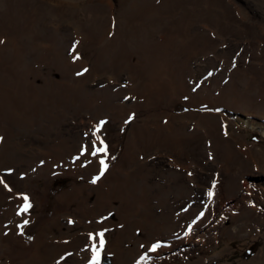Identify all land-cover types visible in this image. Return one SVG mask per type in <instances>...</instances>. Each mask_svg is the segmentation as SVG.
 <instances>
[{"label": "rangeland", "instance_id": "obj_1", "mask_svg": "<svg viewBox=\"0 0 264 264\" xmlns=\"http://www.w3.org/2000/svg\"><path fill=\"white\" fill-rule=\"evenodd\" d=\"M0 6V101L8 91L10 106L0 102V179L12 189L0 185V264H84L86 233L105 229L101 264H136L137 241L146 244L144 256L161 243L141 264H264V0ZM126 23L140 33L127 49ZM148 43L162 44L145 52ZM13 56L27 69L16 90L15 72L6 73ZM58 84L63 98L50 87ZM101 120L108 170L92 184L98 161L80 149ZM59 179L72 182L55 192ZM21 195L32 207L17 215ZM124 198L146 207L118 223ZM133 221L144 226L129 244ZM35 238L37 251L27 250ZM63 238L69 243H58Z\"/></svg>", "mask_w": 264, "mask_h": 264}, {"label": "bare ground", "instance_id": "obj_2", "mask_svg": "<svg viewBox=\"0 0 264 264\" xmlns=\"http://www.w3.org/2000/svg\"><path fill=\"white\" fill-rule=\"evenodd\" d=\"M1 1V0H0ZM4 3H5V1H3ZM139 2H140V0H139ZM141 2H143L144 3V1H141ZM180 3V2H179ZM34 4V3H33ZM150 4V3H149ZM2 6V5H1ZM0 6V7H1ZM134 6H136V4L134 5ZM142 6V9H143V4L141 5ZM10 7V6H9ZM133 7V6H132ZM137 7H139V6H137ZM147 7H149V6H147ZM171 7V6H170ZM141 9V10H142ZM133 10H135V9H133ZM9 12V11H8ZM137 12V11H136ZM9 14V13H8ZM135 14V13H134ZM137 16H138V13H137ZM134 17H136V15L134 16ZM7 23V22H6ZM1 24V23H0ZM69 24V23H68ZM131 23H126V25H124L125 26V29H124V31H123V27H122V29L120 30V35L122 36H124L125 38V40H127V41H129L130 42V44H129V46L128 45H126V49L128 48V47H130V46H132L133 45V43H134V41L135 40H137V38H139L140 37V33L138 32V30L137 29H135V28H131ZM108 27H109V24H108ZM110 28V27H109ZM108 28V29H109ZM107 29V30H108ZM114 29V28H113ZM109 32V31H108ZM107 32V33H108ZM106 33V32H105ZM104 33V34H105ZM110 33V32H109ZM104 36V35H103ZM132 39H134V40H132ZM141 41V40H140ZM144 44V43H143ZM162 44V43H161ZM161 44H159V43H157V44H145V45H141L142 47H143V49H144V51L145 52H149V51H153V50H158V48L161 46ZM134 46V45H133ZM127 52V51H126ZM93 53V52H92ZM143 54V53H142ZM154 57V56H153ZM147 59L145 58V61H146ZM63 61H65V60H63ZM36 62V61H35ZM63 63V62H62ZM64 64V63H63ZM24 67V65H23V63L22 62H19V59H17L15 56H13V64H12V66H11V68L10 69H8L9 71H6V73L8 72V73H11V72H15V74H16V79H15V82H12V86H10L13 90H16V89H20V85H21V82H22V76H23V74H25V71L27 70L25 67H24V69H25V71L24 70H22V68ZM152 69V68H151ZM149 71V70H148ZM147 71V72H148ZM152 71V70H151ZM149 73V72H148ZM154 73V72H153ZM159 73V72H158ZM67 75V74H66ZM65 75V76H66ZM6 77H8L7 75H5ZM69 76V75H68ZM2 81V80H1ZM157 84V83H156ZM1 85H3V83L1 84ZM59 85V84H58ZM45 87H47V85H45ZM50 87L52 88V89H54L55 90V92H56V95H59V94H62V97L61 98H63V95H64V91H63V89L61 88V85H59V87L57 86H53V85H50ZM68 87V86H67ZM22 88V87H21ZM3 89V88H2ZM4 90L6 91V90H8V89H6V88H4ZM25 90V88L22 90V91H24ZM69 91H72V89H70ZM8 93V91H6V93H4V94H2V96H1V98H2V101H0L1 102V107H4V108H10V106L8 105V100L7 99H9V98H7L8 96H9V94H7ZM27 97V96H26ZM39 97H40V99H42V96H40L39 95ZM7 98V99H6ZM7 106V107H6ZM14 119H16V118H14ZM173 163V162H172ZM127 175V174H126ZM124 182H125V191H126V194H127V192H128V188H129V186H131V181H130V179H129V175L128 176H126L125 177V180H124ZM120 187V189L121 190H123V186H119ZM134 191V190H133ZM130 192H132V191H130ZM136 192V195L137 196H139L138 194H137V191H135ZM146 190L145 191H142L141 192V196L142 195H145L146 194ZM134 193V192H133ZM135 196V194H131V193H129L128 192V196ZM121 196V195H120ZM131 200H127L126 198H124V200H118V202H122L123 203V205H124V212H122V214H123V217L120 219L121 221H119L118 223H123V219H129L130 221H131V219L130 218H134L135 216H137V215H140L141 213H142V211H143V208H145L146 206H143V204H142V202L139 200L140 198H130ZM243 201V200H242ZM211 203V202H210ZM210 203L209 204H206L207 206H206V208H208L209 207V205H210ZM251 207V206H250ZM253 208V207H252ZM252 210H254V209H252ZM145 211H146V209H145ZM256 211V210H255ZM144 212V211H143ZM206 216V215H205ZM139 217V216H138ZM55 219H53V220H51L50 222H51V225H52V227H54L53 228V231H56V233H59V232H61V230H60V228H59V226L58 225H55V223H56V221H54ZM178 220L179 221H181L182 222V224L180 225L181 227L180 228H183V221H185L184 220V218H178ZM141 221H142V224L144 223V221L141 219ZM135 221H133L132 222V224H128V223H126V225H127V227H126V230H127V228H128V226L129 227H131V225H132V232H131V235H127L128 233H129V231H127L126 232V230H125V233H126V235H124V236H126V239H125V241L127 242V243H129V244H132V243H135L136 242V238H135V233L137 234L138 232H136V231H141L142 230V228H143V226L144 225H141V224H139V225H137V223H139V222H137L136 223V225L135 224H133ZM117 223V222H116ZM4 224V228H10V226L12 225V221L10 222L9 220L7 221V222H5V223H3ZM57 224V223H56ZM115 224V223H114ZM125 224V223H124ZM124 224H123V226H124ZM163 224H164V222H160L159 224H157V227H159V228H162V227H164L163 226ZM125 225V226H126ZM147 225L149 226V224H148V222H147ZM186 225V224H185ZM122 227V226H121ZM47 228V227H46ZM119 228V227H118ZM236 229V228H235ZM130 230V229H129ZM52 231V232H53ZM43 231H42V229L39 231V233H38V237L40 236V234L42 233ZM239 232V230L238 229H236L235 230V233H238ZM89 233L90 232H88V233H86L87 234V236H88V251H89V253L87 254V256H84L83 255V258L82 259H84V264H90V260H91V258H92V251H91V247H92V243H93V241H90L89 240ZM44 234L45 233H42L41 234V236H40V238L39 239H43L44 238ZM70 235H71V238H70V240H71V242L72 241H75L76 240V237L74 236V235H72L71 233H70ZM134 235V236H133ZM86 236V235H85ZM190 237V236H189ZM157 238V237H156ZM58 241V243H62L63 245H65V244H68L69 243V240H65V238H63L61 241H60V239L59 240H57ZM119 241V240H118ZM21 242H22V240H21ZM120 242V241H119ZM43 243H45V242H43ZM96 243L98 244V239H97V241H96ZM28 245V246H27ZM27 247H26V249L27 250H29V251H32V252H36L37 250H36V245H39V243H37L36 242V238L32 241V243L31 244H29V243H27ZM119 245L120 244H117V245H115V246H113V247H111L112 248V250H110V252H112V254L113 255H115V256H113L115 259L117 258V255L119 254V249L117 248V247H119ZM143 245V247H141ZM2 246H3V244H2ZM144 247H146V244H144L143 243V241H140V242H138L137 241V253H138V255H136V257H135V259H137V257H138V259H139V261L138 262H140V258L143 256V257H146V256H148V254L149 253H151V251L147 254V255H143V251L145 250L144 249ZM149 247V246H148ZM44 248H46V246L44 247ZM25 249V250H26ZM44 251H42V253H43ZM60 252V251H59ZM105 252H107V248H104V250L102 251V253H101V255L103 254V253H105ZM156 252V251H155ZM56 253V252H55ZM36 254V253H35ZM145 254V253H144ZM82 256V255H81ZM56 257V256H55ZM65 258V257H64ZM147 258V257H146ZM61 262V261H60ZM137 262V261H136ZM138 262L136 263V264H138ZM144 262V261H143ZM68 263V262H67ZM142 262H140V264H141ZM59 264V263H58ZM64 264H65V262H64Z\"/></svg>", "mask_w": 264, "mask_h": 264}, {"label": "snow or ice", "instance_id": "obj_3", "mask_svg": "<svg viewBox=\"0 0 264 264\" xmlns=\"http://www.w3.org/2000/svg\"><path fill=\"white\" fill-rule=\"evenodd\" d=\"M0 43H3L2 40H0ZM73 52H75V47H73ZM76 60H79V56H75ZM88 69H84L83 72H77V75H83L86 73ZM126 100L131 99L130 97H125ZM134 119V114L130 116L125 123H130L131 120ZM108 122L106 120H101L95 125H93V128L90 130L89 133L85 134V138L88 139V143L81 146L80 149V156H86L90 155L95 160L98 161L99 164V173L96 175L90 182L92 184H96L107 172L108 170V163L107 160L109 159V148L108 144L105 142V139L103 138L102 131L104 129V126ZM90 137V139H89ZM80 156H77V159H80ZM112 159H115V157H112ZM91 163V161H89ZM191 175V173H189ZM0 185H3L5 189H7L9 192L12 191V189L9 187V185L3 180L0 179ZM213 188H215V183H213ZM209 199H212L214 196L213 191H209L208 193ZM20 199L23 201L22 206L20 207L19 211L17 212V215H23L28 213L29 209L32 207L31 203L29 202V197L27 195H21ZM204 213H199V216L196 218V220H199L203 217ZM196 220H193V224L196 223ZM70 224L74 223L72 220L68 221ZM99 223H103V221H98ZM28 224V221L25 220L23 224H20L19 227L23 229ZM192 230V225L190 224L188 226V231L185 233V235L189 234ZM105 230L97 231L94 234L89 233V240L93 241L91 251H92V258L90 260V264H101V253L104 250L105 247ZM23 235V232L20 233ZM98 239V244L96 243ZM143 247V245L141 246ZM161 247L160 242L152 243L150 248L147 249V251L155 252L157 249ZM146 257H141L140 262L144 261ZM138 262V264H140Z\"/></svg>", "mask_w": 264, "mask_h": 264}, {"label": "trees", "instance_id": "obj_4", "mask_svg": "<svg viewBox=\"0 0 264 264\" xmlns=\"http://www.w3.org/2000/svg\"><path fill=\"white\" fill-rule=\"evenodd\" d=\"M71 182H72V180H70V179H59V180L53 182L52 185H53V187H55V192H58L60 185L62 187H65V186H67ZM251 252H252V247L251 248H248L247 254L249 255V257L252 255Z\"/></svg>", "mask_w": 264, "mask_h": 264}, {"label": "water", "instance_id": "obj_5", "mask_svg": "<svg viewBox=\"0 0 264 264\" xmlns=\"http://www.w3.org/2000/svg\"><path fill=\"white\" fill-rule=\"evenodd\" d=\"M105 264H107V263H105Z\"/></svg>", "mask_w": 264, "mask_h": 264}]
</instances>
